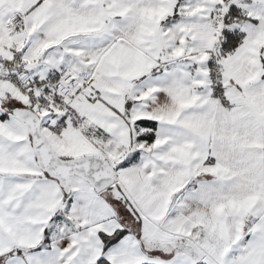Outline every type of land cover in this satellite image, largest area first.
<instances>
[{"label":"snow or ice","instance_id":"6c2138e0","mask_svg":"<svg viewBox=\"0 0 264 264\" xmlns=\"http://www.w3.org/2000/svg\"><path fill=\"white\" fill-rule=\"evenodd\" d=\"M0 264H264V0H0Z\"/></svg>","mask_w":264,"mask_h":264}]
</instances>
